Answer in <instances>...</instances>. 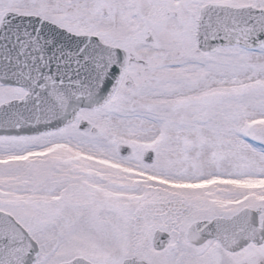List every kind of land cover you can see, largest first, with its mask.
<instances>
[{
    "label": "snow or ice",
    "instance_id": "1",
    "mask_svg": "<svg viewBox=\"0 0 264 264\" xmlns=\"http://www.w3.org/2000/svg\"><path fill=\"white\" fill-rule=\"evenodd\" d=\"M0 264H264V0H0Z\"/></svg>",
    "mask_w": 264,
    "mask_h": 264
}]
</instances>
